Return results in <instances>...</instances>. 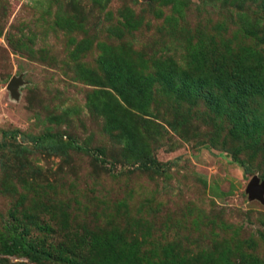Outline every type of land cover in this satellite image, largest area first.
<instances>
[{"label":"rangeland","instance_id":"obj_1","mask_svg":"<svg viewBox=\"0 0 264 264\" xmlns=\"http://www.w3.org/2000/svg\"><path fill=\"white\" fill-rule=\"evenodd\" d=\"M254 176L264 0H0V264H264Z\"/></svg>","mask_w":264,"mask_h":264},{"label":"water","instance_id":"obj_2","mask_svg":"<svg viewBox=\"0 0 264 264\" xmlns=\"http://www.w3.org/2000/svg\"><path fill=\"white\" fill-rule=\"evenodd\" d=\"M18 80L11 78L6 86V88L13 93V89L15 88V86L17 85ZM245 191L247 193L248 199L249 200H254L257 199L260 202H262V193L264 191V180L260 181L258 180L257 177H252L245 188Z\"/></svg>","mask_w":264,"mask_h":264},{"label":"trees","instance_id":"obj_3","mask_svg":"<svg viewBox=\"0 0 264 264\" xmlns=\"http://www.w3.org/2000/svg\"><path fill=\"white\" fill-rule=\"evenodd\" d=\"M99 153H101V152L99 151ZM237 163L242 166V161L239 160V161H237Z\"/></svg>","mask_w":264,"mask_h":264}]
</instances>
